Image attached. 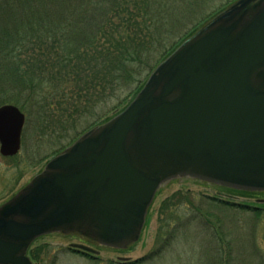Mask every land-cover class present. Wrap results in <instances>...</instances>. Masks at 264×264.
<instances>
[{
    "label": "water",
    "instance_id": "obj_1",
    "mask_svg": "<svg viewBox=\"0 0 264 264\" xmlns=\"http://www.w3.org/2000/svg\"><path fill=\"white\" fill-rule=\"evenodd\" d=\"M25 114L0 106V152ZM192 179L264 191V0H236L162 60L134 99L83 133L0 205V264H32L42 235L80 233L126 249L158 189Z\"/></svg>",
    "mask_w": 264,
    "mask_h": 264
},
{
    "label": "trees",
    "instance_id": "obj_2",
    "mask_svg": "<svg viewBox=\"0 0 264 264\" xmlns=\"http://www.w3.org/2000/svg\"><path fill=\"white\" fill-rule=\"evenodd\" d=\"M233 1L0 0V106L16 104L27 128L50 137V158L125 106Z\"/></svg>",
    "mask_w": 264,
    "mask_h": 264
},
{
    "label": "rangeland",
    "instance_id": "obj_3",
    "mask_svg": "<svg viewBox=\"0 0 264 264\" xmlns=\"http://www.w3.org/2000/svg\"><path fill=\"white\" fill-rule=\"evenodd\" d=\"M24 132L27 141L17 157L0 152V205L56 150L50 137H39L27 123ZM175 190L183 201L168 213L164 200ZM170 235L175 239L169 245ZM72 242L53 235L38 240L33 246L42 250L34 264H113L110 259H116L114 252L102 254V261L63 250ZM121 256L129 264H264V195H226L191 181L176 183L156 198L140 241Z\"/></svg>",
    "mask_w": 264,
    "mask_h": 264
},
{
    "label": "flooded vegetation",
    "instance_id": "obj_4",
    "mask_svg": "<svg viewBox=\"0 0 264 264\" xmlns=\"http://www.w3.org/2000/svg\"><path fill=\"white\" fill-rule=\"evenodd\" d=\"M187 181H191V180L175 179V180L169 181L160 187V189L157 193V196H159L163 191L168 190L172 185H175L176 183H184ZM192 182L199 184V182H197V181L192 180ZM207 186H209L213 189H216L219 193L226 194V195H232V194H242V195H250V196L264 195V193H246V192L235 191V190H231V189H227V188L215 187L212 185H207ZM175 192L176 193H173L172 195L167 196L164 200V202H165L164 207L167 208L168 213L171 211H172V213H174L176 208L183 201V196L181 195L180 190H175ZM177 192H180V193H177ZM176 204H177V206H176ZM168 230L170 232V229H168ZM44 237H47V236H44ZM44 237L37 239L33 243V245L38 240H41ZM53 237L75 239L76 242H72L69 244V246H65V248H63V250H65L68 253H71L73 255L106 261L105 258L102 256V254L104 255L105 253H113L114 252V253H117L116 259H113V260L110 259L113 264H121V263L129 264V263H132V261H124V262L122 261L121 253L128 252V250L122 251V250H118V249H113L111 247L102 246V245H100V244H98L92 240H89L88 238H85L79 234H72V235H66V236L62 235V234H54ZM174 239H175L174 235H170L169 237H167V241H168L169 245ZM84 246L89 247V248L94 249V250L92 251V250L85 249ZM38 252H39V255H38ZM28 255L33 260V262L36 263V261L39 259L38 256H40L39 247L36 248L34 246H31V248L28 251ZM37 264H39V263H37Z\"/></svg>",
    "mask_w": 264,
    "mask_h": 264
}]
</instances>
